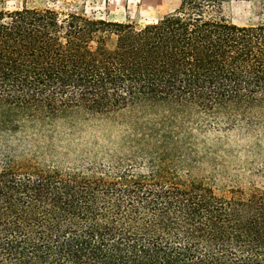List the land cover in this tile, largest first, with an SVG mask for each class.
<instances>
[{"label": "trees", "instance_id": "16d2710c", "mask_svg": "<svg viewBox=\"0 0 264 264\" xmlns=\"http://www.w3.org/2000/svg\"><path fill=\"white\" fill-rule=\"evenodd\" d=\"M175 1L143 27L0 11V264H264V189L192 174L202 126L264 124V23ZM125 111L119 154L42 158L56 122Z\"/></svg>", "mask_w": 264, "mask_h": 264}, {"label": "rangeland", "instance_id": "374dc122", "mask_svg": "<svg viewBox=\"0 0 264 264\" xmlns=\"http://www.w3.org/2000/svg\"><path fill=\"white\" fill-rule=\"evenodd\" d=\"M51 9L61 15L80 14L107 22L143 27L155 23L178 8L175 0H2L0 11ZM221 17L227 22L246 26L264 23V0H225ZM114 38L107 40L112 46ZM138 113L121 112L109 118L73 115L50 126L53 139L42 146L52 148L51 157L64 166L79 160L102 161L126 148L125 139L141 126L134 123ZM194 132L201 159L192 174L204 180L217 193L232 188L264 189V124L254 129L228 127L221 123L202 126Z\"/></svg>", "mask_w": 264, "mask_h": 264}]
</instances>
